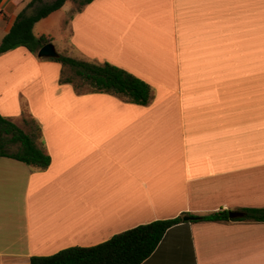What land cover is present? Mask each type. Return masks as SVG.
Segmentation results:
<instances>
[{
  "label": "crops",
  "instance_id": "obj_1",
  "mask_svg": "<svg viewBox=\"0 0 264 264\" xmlns=\"http://www.w3.org/2000/svg\"><path fill=\"white\" fill-rule=\"evenodd\" d=\"M29 1H1L0 42ZM112 1L72 13L67 0L33 33L143 79L148 105L79 94L23 46L0 54V114L36 123L50 156L44 169L0 156V264L183 212L264 207V0H136L118 14ZM141 264H264V221L176 225Z\"/></svg>",
  "mask_w": 264,
  "mask_h": 264
},
{
  "label": "trees",
  "instance_id": "obj_2",
  "mask_svg": "<svg viewBox=\"0 0 264 264\" xmlns=\"http://www.w3.org/2000/svg\"><path fill=\"white\" fill-rule=\"evenodd\" d=\"M66 1L30 0L18 13L10 30L2 38L0 54L19 46L36 54L41 46L51 42L48 36L34 35L33 26L41 18L62 7ZM71 1L75 5L72 13H76L93 0ZM49 60L62 65L59 82L71 84L79 94L108 93L125 102L138 105H148L153 99L152 87L146 81L108 61L93 62L64 54ZM0 156L10 157L40 169L46 168L50 163V156L37 145L33 134L24 131L1 114ZM241 211L243 216L236 218H230L226 210L207 215L183 212L174 218L137 225L93 246H73L50 255H33L28 264H141L153 254L169 229L176 225L197 221H264V207L243 208ZM184 216H188L189 219L184 220Z\"/></svg>",
  "mask_w": 264,
  "mask_h": 264
},
{
  "label": "rangeland",
  "instance_id": "obj_3",
  "mask_svg": "<svg viewBox=\"0 0 264 264\" xmlns=\"http://www.w3.org/2000/svg\"><path fill=\"white\" fill-rule=\"evenodd\" d=\"M112 6L114 7L113 12L116 13V14L121 13V12L135 13V12H137L136 9L138 10L139 8H141L142 4L141 3H137L136 0H129V1L128 0H117V1L114 0V1H112ZM117 7H120V9L117 10ZM98 42L100 43V46L102 47L103 46L102 39L98 40ZM61 44H62V41L56 39V42H55L54 45H55V48H56V50H57V52L59 54H63L62 53ZM90 45H93L94 47L95 46L98 47V45L96 43H90ZM70 57H72V56H70ZM73 58H76V59H84V60H87V61H93V62H95V59H89L88 57H86L84 55H76V57H73ZM57 63L59 64V67L62 66L61 63H59V62H57ZM60 71H61V69H59V73H58L59 77H60ZM67 72H68V70H67ZM21 128L24 131L29 132V133H31V131H32L33 134H34L35 142L38 141L35 138V137H37V135L39 133V130H38L37 126H36V123L32 124V130H31L30 126H28V125H26L24 123L22 124V127ZM37 145H38V143H37Z\"/></svg>",
  "mask_w": 264,
  "mask_h": 264
},
{
  "label": "water",
  "instance_id": "obj_4",
  "mask_svg": "<svg viewBox=\"0 0 264 264\" xmlns=\"http://www.w3.org/2000/svg\"><path fill=\"white\" fill-rule=\"evenodd\" d=\"M37 56L40 58H57L59 53L57 52L55 45L52 42L44 44L37 51ZM228 216L230 218L242 217L243 212L240 211H229ZM184 220H188V216L183 217Z\"/></svg>",
  "mask_w": 264,
  "mask_h": 264
},
{
  "label": "built area",
  "instance_id": "obj_5",
  "mask_svg": "<svg viewBox=\"0 0 264 264\" xmlns=\"http://www.w3.org/2000/svg\"><path fill=\"white\" fill-rule=\"evenodd\" d=\"M2 15V10H1V7H0V16Z\"/></svg>",
  "mask_w": 264,
  "mask_h": 264
}]
</instances>
